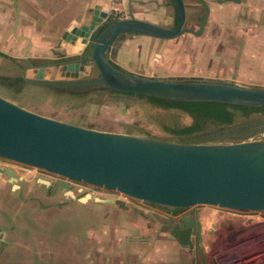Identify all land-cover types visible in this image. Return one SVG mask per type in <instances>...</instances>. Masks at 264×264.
<instances>
[{
  "label": "water",
  "instance_id": "95a60500",
  "mask_svg": "<svg viewBox=\"0 0 264 264\" xmlns=\"http://www.w3.org/2000/svg\"><path fill=\"white\" fill-rule=\"evenodd\" d=\"M172 2L175 23L161 26L133 16L110 17L98 0L86 22L74 21L65 28L58 47L41 62L27 56L31 40L15 35L28 43L22 54L28 64L22 67L24 74L16 76L17 87L33 84L74 95L105 89L182 102L264 106V88L222 79L144 76L111 62L109 51L122 33L173 39L185 32L184 1ZM15 10L14 34L19 17ZM95 69L98 73L92 75ZM245 129L254 131L231 142H174L71 124L0 96V159L171 209L209 205L264 211V117L253 125L222 127L208 135ZM66 185L60 182L56 188ZM113 201L144 215L145 210ZM158 223V232H168L183 247L193 246L196 220L191 213L170 212Z\"/></svg>",
  "mask_w": 264,
  "mask_h": 264
},
{
  "label": "crops",
  "instance_id": "0c3cea01",
  "mask_svg": "<svg viewBox=\"0 0 264 264\" xmlns=\"http://www.w3.org/2000/svg\"><path fill=\"white\" fill-rule=\"evenodd\" d=\"M97 1L0 0V15L15 18L17 8L16 35L31 40L27 56L41 62L58 47L65 28L86 22ZM183 1L185 32L173 39L122 33L109 51L111 62L144 76L222 79L264 88V0ZM101 6L108 7L110 17L115 8L120 17L175 23L172 0H101ZM0 35L6 36L5 30ZM27 45L16 38L6 49L22 55ZM36 184L49 188L23 173L0 172V264H211L208 225L191 236V248L183 247L168 232H158L167 210L153 208L140 215L106 198L35 189ZM193 210L188 212L196 218ZM24 213L29 222L20 217ZM251 222L240 221L236 231L248 234ZM199 233L202 241H196ZM230 240L225 236V245ZM257 252L243 257L251 259Z\"/></svg>",
  "mask_w": 264,
  "mask_h": 264
},
{
  "label": "rangeland",
  "instance_id": "374dc122",
  "mask_svg": "<svg viewBox=\"0 0 264 264\" xmlns=\"http://www.w3.org/2000/svg\"><path fill=\"white\" fill-rule=\"evenodd\" d=\"M14 24L13 14L0 15V32L5 30L6 33V36L0 35V96L14 100L18 105L39 114L98 130L125 132L174 142H231V139H234L229 133L209 136V132L216 130V127L213 126L207 129L209 131H201L188 137L174 135L168 130L190 124L192 122L191 116L179 109L160 107L156 103L163 104V106L164 103L152 98L147 100L146 98L103 90L74 95L33 84H25L21 87L11 86L12 80L16 79L18 74H24L22 67L28 64L20 52L11 50V47L6 49V45L16 39L11 35ZM184 26L186 28L185 24ZM97 73L95 69L92 75ZM175 107L185 108L186 105ZM261 118H263L261 113L251 112L248 116H244L240 111H235L234 122L231 126L253 125ZM247 131L249 133V130ZM23 166L25 173L33 177L34 174L36 175L37 172L31 167ZM34 188L49 190L44 185L38 186V184ZM25 199L19 196V200ZM192 208L196 211L200 231L206 225L210 228L208 233L213 238V241L208 245L209 253L212 255L211 264H250V259L243 257L244 255L252 252V250L264 251V225L262 223L252 221L248 225L251 235H248L249 233L235 229L240 221L247 219L237 212L226 211L224 208L209 205H197L187 208L185 211ZM20 217H24L26 222L30 221L25 213L20 214ZM259 217L264 218V211L259 213ZM225 236L231 239L230 245H225ZM242 237H248V242H241L239 239ZM196 241H202L200 233ZM195 251L203 256L201 249L195 248ZM225 256L226 261H224ZM258 258H264V255H259Z\"/></svg>",
  "mask_w": 264,
  "mask_h": 264
},
{
  "label": "trees",
  "instance_id": "16d2710c",
  "mask_svg": "<svg viewBox=\"0 0 264 264\" xmlns=\"http://www.w3.org/2000/svg\"><path fill=\"white\" fill-rule=\"evenodd\" d=\"M103 90L117 94L146 98L147 100H150V98H152L157 101H160V103L162 102L164 103V106L163 104L156 103V105L160 107L179 109L183 112H186L188 115L191 116L192 122L186 126L179 128L173 127L168 130L170 133L181 137H188L194 133H198L201 131H209L207 129L211 128L212 126L216 127V129H219L222 126H226V127L231 126V124L234 122L235 111H240L244 116H248L251 112L261 113V115L264 116V106L250 107V106L226 104L220 102H182V101H173V100H167L152 96L127 94V93L117 92L114 90H105V89ZM177 105H181V106L186 105V107L185 108L175 107Z\"/></svg>",
  "mask_w": 264,
  "mask_h": 264
},
{
  "label": "built area",
  "instance_id": "2783aa9c",
  "mask_svg": "<svg viewBox=\"0 0 264 264\" xmlns=\"http://www.w3.org/2000/svg\"><path fill=\"white\" fill-rule=\"evenodd\" d=\"M112 15L114 17H120V11L117 9H112L111 11ZM30 167V166H29ZM33 170H35L36 176L39 177L40 179H44V181H48V180H52V181H57V180H64V181H70L72 183L77 184V189L79 191V194L84 195V196H89V197H98V198H106V199H110V200H122L125 203L137 207L139 209L142 210H152L153 208H151L148 203L130 198L126 195H124L121 192L118 191H113V190H107L104 189L102 187H97V186H93L90 184H86V183H82V182H77V181H73V180H68L62 176H59L57 174L54 173H50L47 172L45 170L42 169H38V168H34L31 167ZM226 211H234L237 212L238 214H240L241 216H245L247 219H250V221H255L258 223H262L264 225V218H260L259 217V213L261 211H251V210H238V209H225ZM231 213V212H230ZM258 219H257V218ZM264 255V251H258L253 258L250 259L251 263L250 264H264V258L259 259L258 256L259 255Z\"/></svg>",
  "mask_w": 264,
  "mask_h": 264
},
{
  "label": "flooded vegetation",
  "instance_id": "af4514ba",
  "mask_svg": "<svg viewBox=\"0 0 264 264\" xmlns=\"http://www.w3.org/2000/svg\"><path fill=\"white\" fill-rule=\"evenodd\" d=\"M12 85L11 86H15L17 87L19 84H20V79H13L12 80ZM104 91V90H103ZM79 95V94H77ZM263 116V115H262ZM264 117V116H263ZM250 132H253V130H249V133ZM245 133H248L247 130H243V131H234V132H230V136L234 139H231L232 141L234 140H237L238 136L241 135V134H245ZM0 163L2 165V167H4V170L6 173H9V174H22L27 176V177H30V174H27L25 173L24 169H23V165L22 164H19V163H16V162H12V161H6V160H3V159H0ZM32 178H34V180H37L39 179L40 181L44 182L45 184H47V186L51 189H55L57 184L60 183V182H64L66 186L62 187V186H58L57 189H64V191L66 192H69L71 194H79V191L77 189V184L76 182L75 183H72V182H68V181H64V180H57V181H52V180H48V182L46 183L44 181V179H40L39 177H37L35 174H34V177L32 176ZM151 208H156V209H160V210H167L168 211V216L170 214V212L172 213L173 216L175 215H185L187 213H189L188 211H185V209L187 208H184V209H180V210H177V209H171V208H166V207H163V206H157V205H149ZM167 216V217H168ZM194 217V216H193ZM194 219L196 220V232L194 235H192V237H196L198 232H199V222H198V219L194 217Z\"/></svg>",
  "mask_w": 264,
  "mask_h": 264
}]
</instances>
